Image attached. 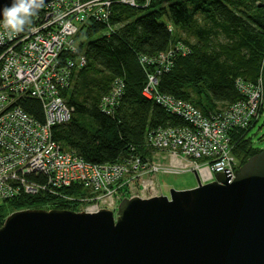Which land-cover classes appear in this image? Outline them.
<instances>
[{
	"label": "trees",
	"instance_id": "obj_1",
	"mask_svg": "<svg viewBox=\"0 0 264 264\" xmlns=\"http://www.w3.org/2000/svg\"><path fill=\"white\" fill-rule=\"evenodd\" d=\"M140 5L112 4V29L98 21L86 23L75 34L74 43L84 35L83 28L88 36L107 32L88 41L85 48L80 43L75 54L67 55L71 59L82 55L85 62L73 69L70 84L61 91L72 110L67 122L52 128L53 139L89 163L113 164L134 154L145 157L151 132L189 125L142 93L154 74L153 93L189 102L204 115L245 98L237 80L250 85L258 83L260 74L264 77V0H149L147 6ZM163 16L167 22L161 20ZM33 20L34 16L28 24ZM170 49L175 52L167 70L141 60ZM115 80H121L123 89L107 114L99 104ZM19 105L40 122L45 120L39 100L24 97ZM232 134L233 154L241 167L261 150L252 146L244 129ZM30 178L38 184L46 182L42 175ZM87 192L73 184L58 192L72 200L47 190L21 193L0 202V226L10 212L22 209L79 211V200Z\"/></svg>",
	"mask_w": 264,
	"mask_h": 264
},
{
	"label": "built area",
	"instance_id": "obj_2",
	"mask_svg": "<svg viewBox=\"0 0 264 264\" xmlns=\"http://www.w3.org/2000/svg\"><path fill=\"white\" fill-rule=\"evenodd\" d=\"M137 1L52 0L40 6L34 15L36 24H26L22 32L12 33L0 24V202L18 198L21 193L34 195L40 190L72 200L58 193L59 189L78 184L88 191L87 197L79 200V211L92 213L105 208L115 213L122 199L143 192V179L148 173L166 170L159 164L167 158L177 166L190 165L192 171L195 169L202 176V183L211 182L215 172L224 168L230 170L231 179L235 177L234 170L240 167L233 154L232 131L244 129L249 133L260 119L264 111L263 74L257 84L245 85L237 80L245 98L208 115L189 102L153 93L156 74L150 76L142 93L172 114H179L189 125L151 132L145 142L149 149L145 157L134 154L113 164L89 163L53 139L52 128L67 122L72 110L61 91L70 84L73 69L85 62L82 55L74 59L67 56L76 52L75 34L88 22H102L108 30L112 29L111 5L118 2L145 7L149 2L143 0L138 5ZM174 52L170 49L141 60L167 70ZM122 89L121 80H115L100 100L101 110L110 114ZM24 97L39 100L43 122L21 108L19 100ZM32 175L44 176L45 184L33 181ZM136 183L138 188L133 193L132 185Z\"/></svg>",
	"mask_w": 264,
	"mask_h": 264
},
{
	"label": "water",
	"instance_id": "obj_3",
	"mask_svg": "<svg viewBox=\"0 0 264 264\" xmlns=\"http://www.w3.org/2000/svg\"><path fill=\"white\" fill-rule=\"evenodd\" d=\"M52 0H42L40 6ZM9 0H0V6ZM189 190L108 209H22L0 226V264H264V148Z\"/></svg>",
	"mask_w": 264,
	"mask_h": 264
},
{
	"label": "rangeland",
	"instance_id": "obj_4",
	"mask_svg": "<svg viewBox=\"0 0 264 264\" xmlns=\"http://www.w3.org/2000/svg\"><path fill=\"white\" fill-rule=\"evenodd\" d=\"M161 20H164L165 22L168 21L167 18L164 16L161 18ZM85 30H86L85 28L82 29V31L84 32V35L75 39L76 46H79L80 43H83L84 48H85L88 41L93 40L97 38L98 36L104 35L107 32V30H101L100 32H97L94 35L88 36L87 34H85L86 32ZM82 52L83 50H81V53ZM263 110H264V107H263ZM263 120H264V111L260 119L256 123V125L252 127V129L249 131L247 135L250 142L252 143V146L259 150L264 148V121ZM156 165L158 166V164ZM159 165H164L166 167V170L162 169L157 173H153V172L148 173V176H146V178L143 179L146 181L145 183H143L144 184L143 189H142L143 192L141 193L143 195L140 194L139 196L147 197V196L158 195L160 193L168 196L169 191H170L169 188L179 191V190H189L190 188H193L196 186L197 184L196 177H194L193 171L191 170L192 167H189L190 165L183 164L181 166L180 165L177 166L172 161H170L169 158L160 162ZM137 188H138V183L132 185L131 191L134 193L137 191ZM80 211H83V210H80Z\"/></svg>",
	"mask_w": 264,
	"mask_h": 264
},
{
	"label": "clouds",
	"instance_id": "obj_5",
	"mask_svg": "<svg viewBox=\"0 0 264 264\" xmlns=\"http://www.w3.org/2000/svg\"><path fill=\"white\" fill-rule=\"evenodd\" d=\"M41 3L42 0H9L0 6V24L12 33L22 32L37 14Z\"/></svg>",
	"mask_w": 264,
	"mask_h": 264
},
{
	"label": "bare ground",
	"instance_id": "obj_6",
	"mask_svg": "<svg viewBox=\"0 0 264 264\" xmlns=\"http://www.w3.org/2000/svg\"><path fill=\"white\" fill-rule=\"evenodd\" d=\"M203 173H205V170H202ZM199 173V172H198ZM200 177H202L200 174H199Z\"/></svg>",
	"mask_w": 264,
	"mask_h": 264
}]
</instances>
